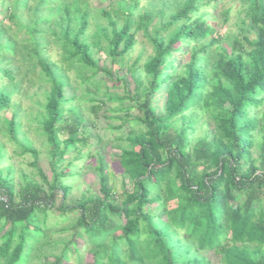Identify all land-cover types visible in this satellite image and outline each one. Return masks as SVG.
<instances>
[{
    "label": "trees",
    "instance_id": "trees-1",
    "mask_svg": "<svg viewBox=\"0 0 264 264\" xmlns=\"http://www.w3.org/2000/svg\"><path fill=\"white\" fill-rule=\"evenodd\" d=\"M212 1L218 0H145L134 16L140 0H129L131 6L117 0L112 9L95 12L77 0H8L0 18V132L16 140L19 109L13 95L22 76L38 67L49 84L41 127L50 176L28 143L18 144L20 153L32 156L39 181L22 172L16 188L11 166L0 168L5 197L0 200V264H67L70 253L76 254L74 264H211L205 251L217 254L218 264H264V0H237L244 6L238 35L224 37L200 11ZM228 12L221 13L222 25ZM5 16L15 31L4 25ZM91 21L94 28L88 31ZM21 30L26 38L17 36ZM138 30L152 53L141 68L137 60L127 67L134 91L126 95L135 101L142 128L130 126L126 146L117 145L131 188L114 192L98 154V193L85 190L70 205L61 204V211L75 212L76 218L59 228L71 236L59 241L51 237L46 211L54 208L58 193L63 200L73 188L67 179L77 172L68 174L61 165L69 146L88 139L77 137L84 123L78 110L63 113L64 104L74 99L64 96L65 72L73 69L86 84L99 73L112 78L91 48L114 63L131 51ZM51 42L61 49L62 65L49 57ZM210 53L206 64L203 57ZM177 54L186 61L177 64ZM161 88L166 98L157 112L151 96ZM105 100L89 99L95 117ZM261 107L258 117L255 110ZM9 108L7 118L1 113ZM205 124L212 126L190 146V134ZM3 151L0 143V161ZM80 232L90 243L78 242ZM59 244L57 253L50 252ZM80 246L91 255L89 261Z\"/></svg>",
    "mask_w": 264,
    "mask_h": 264
},
{
    "label": "rangeland",
    "instance_id": "rangeland-1",
    "mask_svg": "<svg viewBox=\"0 0 264 264\" xmlns=\"http://www.w3.org/2000/svg\"><path fill=\"white\" fill-rule=\"evenodd\" d=\"M82 7L86 8L90 12H95L99 9H112L115 7L117 0H77ZM126 4L131 6L129 0H125ZM145 0H140V6L134 11V16H137L143 10ZM8 0L0 1V18L6 14V6ZM242 2L237 0H218L212 2H204L201 10L209 18V22L216 29H220V35H238V24L244 17ZM228 9L227 19L222 25L223 20L222 11ZM7 16V15H6ZM3 18L5 26L9 25L11 31H15L16 28L12 22ZM99 22L105 23L103 19H99ZM118 25L120 20H117ZM222 25V27H221ZM89 30L94 28L91 21ZM17 36L26 38L23 30L17 31ZM252 37V35L250 36ZM135 44L131 51L112 63L110 58L107 57L102 51L97 50L95 47L91 48V54L98 58L99 66L111 69L113 77L102 76L99 73L88 84L82 83L73 69L66 70V78L69 85L64 88V96L69 98L74 97L73 100L68 101L63 106V113L68 114V110L76 108L78 113L84 119V123L81 127V131L77 133V137L87 136V141L84 144L77 143L69 146L62 164L67 167L65 170L69 174L71 171H76V175L68 177V182L72 184L73 188L68 192L66 198L62 200L61 195L58 193L54 201V208L47 210V224L51 226V237L62 241L63 239H69L70 230L58 231L61 227H68L76 218V213L72 211H61L60 206H67L72 203L71 198H78L82 191L88 193H98V177L96 175V157L101 155L104 162V169L109 174L110 184L113 187L114 192L118 195L123 189H130L131 184L122 175V169L118 162V154L120 147L126 146L125 135L129 127L134 129L142 128L140 122L136 119L138 115L135 107V101L127 97L126 93L132 94L134 91V80L132 79L127 67L136 61L137 67L141 68L147 56L152 53L151 46L143 35L142 30H138L135 34ZM47 52L51 60L55 61L58 65H62L61 62V49L52 42L47 47ZM213 58V54L210 53L203 57L205 63L207 60ZM187 59V58H186ZM186 60L181 54H177L176 63H182ZM25 68V67H23ZM22 70V68H21ZM23 70L20 72L22 74ZM140 79L144 76L142 73L138 74ZM21 81V88L13 95V102L18 105L19 116L17 118L18 130L16 133V140L10 139L7 135L0 132V143L3 145V157L0 161V168L3 170L7 166H11V179L17 188L21 182V173H26L30 177L39 181V177L35 175V171L30 166V162L33 160L32 156L28 153H20L18 144L28 143L38 151L37 164L43 170V172L50 176V168L48 164V143L42 131V116L45 115L44 111V92L49 89V84L43 81L40 77V71L37 67L33 73L27 72L24 74ZM125 80H122V78ZM5 88L9 91H13V86L4 82ZM44 97V98H43ZM95 99L94 104L98 103L99 98L106 99L105 104L99 111L98 116L95 117L91 112L92 102L89 99ZM166 98V91L161 88L159 91L151 96V103L155 106L157 112H162L164 107V101ZM43 103V105H42ZM129 108L126 112L125 108ZM262 107L255 110L256 116L260 117ZM12 111L7 109L2 111V115L7 118L10 117ZM128 113V115H126ZM126 117L129 122L124 123L122 118ZM201 118H204L202 116ZM206 118V117H205ZM207 119V118H206ZM204 120V119H203ZM202 120V121H203ZM211 124H205L203 127L196 129V132L190 134V146L201 138L203 134L211 128ZM85 134H90L85 135ZM60 135V138H63ZM259 140V137H258ZM19 141V143L17 142ZM256 148L253 149L254 156L256 155ZM62 204V205H61ZM158 210V209H156ZM183 231H181L182 233ZM82 239H78V242L90 241L87 239V235L84 232H80ZM86 245V243H84ZM61 249V244L57 245L53 250L57 253ZM48 250V249H46ZM79 252L83 255V259L89 261L91 255L87 252L85 247L80 246ZM210 261L211 264H218L219 256L212 251L201 252ZM76 261V254L70 253L69 263L74 264ZM29 264H39L36 260L29 262Z\"/></svg>",
    "mask_w": 264,
    "mask_h": 264
},
{
    "label": "built area",
    "instance_id": "built-area-1",
    "mask_svg": "<svg viewBox=\"0 0 264 264\" xmlns=\"http://www.w3.org/2000/svg\"><path fill=\"white\" fill-rule=\"evenodd\" d=\"M0 200H5V197L1 192H0Z\"/></svg>",
    "mask_w": 264,
    "mask_h": 264
}]
</instances>
